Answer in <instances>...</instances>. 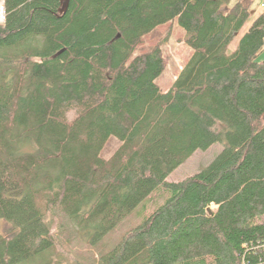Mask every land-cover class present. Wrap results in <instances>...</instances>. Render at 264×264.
<instances>
[{"label":"trees","instance_id":"16d2710c","mask_svg":"<svg viewBox=\"0 0 264 264\" xmlns=\"http://www.w3.org/2000/svg\"><path fill=\"white\" fill-rule=\"evenodd\" d=\"M232 1L70 0L61 13L60 0H5L0 264H262L264 15L231 53L258 0ZM174 22L192 55L164 92L161 49L136 51ZM218 143L205 169L167 181ZM154 192L162 205L100 250ZM72 235L96 254L69 252Z\"/></svg>","mask_w":264,"mask_h":264},{"label":"rangeland","instance_id":"374dc122","mask_svg":"<svg viewBox=\"0 0 264 264\" xmlns=\"http://www.w3.org/2000/svg\"><path fill=\"white\" fill-rule=\"evenodd\" d=\"M235 1L236 0H233L232 4ZM258 3L259 1L255 2V10L258 8ZM254 19L255 15L251 16L249 21L235 37L234 41L229 46L232 50L231 53L236 50L239 40H241L244 34L256 21ZM184 36V30L181 29L177 23H168L157 28L155 32L145 36L137 48L136 55L148 52L155 47H159L161 49L166 65L163 74L157 80V84L164 92L171 88L184 65L192 55L191 49L185 43ZM257 60H264V50L259 54ZM119 145L120 142L116 138L112 137L101 153L102 158L109 159ZM222 150L223 145L218 143L211 146L206 151L199 150L195 152L187 161L170 174L167 181L181 182L186 178L199 173L210 165ZM160 194V192H154V194L141 204L132 215L123 220L114 231L104 237L102 242L99 244V249L107 251L115 246L120 241L123 234H125L128 230L137 227L149 213L154 211L158 206L162 205L164 199L162 197H158ZM211 208L213 209L214 206ZM59 222H61V220H59ZM66 235H69V233ZM65 245V248H67L69 252L74 253L79 258H85L86 260L91 259L92 255L97 252L89 248L84 240H81L78 235H72L70 242L65 241Z\"/></svg>","mask_w":264,"mask_h":264},{"label":"built area","instance_id":"2783aa9c","mask_svg":"<svg viewBox=\"0 0 264 264\" xmlns=\"http://www.w3.org/2000/svg\"><path fill=\"white\" fill-rule=\"evenodd\" d=\"M258 8L252 13V16L255 15L256 20L261 15H264V0H258ZM6 17V7H5V0H0V24H3ZM262 254L264 255V244L261 246ZM240 264H247L244 260ZM264 264V260L262 262Z\"/></svg>","mask_w":264,"mask_h":264},{"label":"water","instance_id":"95a60500","mask_svg":"<svg viewBox=\"0 0 264 264\" xmlns=\"http://www.w3.org/2000/svg\"><path fill=\"white\" fill-rule=\"evenodd\" d=\"M62 8L60 9L61 13H66L69 5H70V0H60ZM209 212H211V209H209Z\"/></svg>","mask_w":264,"mask_h":264},{"label":"crops","instance_id":"0c3cea01","mask_svg":"<svg viewBox=\"0 0 264 264\" xmlns=\"http://www.w3.org/2000/svg\"><path fill=\"white\" fill-rule=\"evenodd\" d=\"M254 12V11H253Z\"/></svg>","mask_w":264,"mask_h":264}]
</instances>
